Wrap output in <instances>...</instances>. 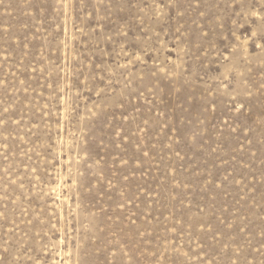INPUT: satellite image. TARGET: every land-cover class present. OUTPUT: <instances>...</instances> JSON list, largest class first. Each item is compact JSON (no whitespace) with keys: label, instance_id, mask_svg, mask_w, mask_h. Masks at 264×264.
<instances>
[{"label":"rangeland","instance_id":"rangeland-1","mask_svg":"<svg viewBox=\"0 0 264 264\" xmlns=\"http://www.w3.org/2000/svg\"><path fill=\"white\" fill-rule=\"evenodd\" d=\"M0 264H264V0H0Z\"/></svg>","mask_w":264,"mask_h":264}]
</instances>
